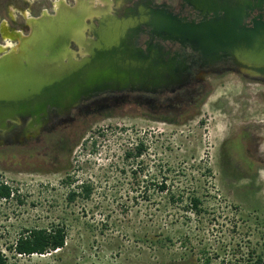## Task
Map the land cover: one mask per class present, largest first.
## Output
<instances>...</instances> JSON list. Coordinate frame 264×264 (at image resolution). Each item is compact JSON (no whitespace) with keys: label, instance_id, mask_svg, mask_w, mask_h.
Wrapping results in <instances>:
<instances>
[{"label":"rangeland","instance_id":"1","mask_svg":"<svg viewBox=\"0 0 264 264\" xmlns=\"http://www.w3.org/2000/svg\"><path fill=\"white\" fill-rule=\"evenodd\" d=\"M34 5L0 0V20ZM120 110L70 123L45 155L0 150V182L12 192L0 197V247L10 264H202L203 252L232 264L237 246L243 254L260 247L264 160L246 158L264 120L263 82L228 74L200 104L159 120ZM82 181L89 196L70 199ZM56 224L66 229L60 249L21 255L6 247L23 229Z\"/></svg>","mask_w":264,"mask_h":264},{"label":"flooded vegetation","instance_id":"2","mask_svg":"<svg viewBox=\"0 0 264 264\" xmlns=\"http://www.w3.org/2000/svg\"><path fill=\"white\" fill-rule=\"evenodd\" d=\"M82 1L96 9H103L117 19H134L135 23L125 29L126 43L137 55L147 56L150 53L154 55L157 66L155 78L128 81L121 90L99 87L89 92L88 96L84 91L78 100L71 103L52 104L48 100L44 109L36 113L10 114L11 110L17 111L18 108H13L8 98L5 100L0 96V106L5 110L3 112L0 109V150L30 148L34 151H43L45 155L53 148L54 136L67 135L70 123L90 115H114L118 109H124L119 111L120 114L129 113L134 118L142 120H159L168 113L181 114L183 110H178L180 104L197 106L206 92L221 83L228 74L264 83V78L244 74L234 56L226 49L204 51L201 45L185 34V30H191L192 26L213 18V11L207 8L212 0ZM34 2L30 14L18 11L8 20H0V57L13 52V58H16L31 51L28 46L24 49L26 44L22 42L31 34V19L42 14L54 16L59 6L72 7L76 4V0ZM257 3L259 6L255 7ZM250 4L252 8L247 9V16L242 19V25L246 24L248 27L253 26V19L264 22V0L261 2L250 0ZM147 14L150 15V21L143 17ZM100 20V16L92 20L95 28L100 27ZM167 27L173 28L174 32H166ZM86 36L97 38L93 31H87ZM51 45H47L45 51L40 52V56L45 60L46 69L52 67ZM69 49L77 61L85 56L84 47L74 41L70 42ZM63 61L66 62L67 58ZM23 62L25 64L26 60L23 59ZM164 63L173 65L172 76L159 73L158 67ZM171 108L176 110L168 112ZM262 121L263 123L258 124L259 130L251 133L253 149L250 157L248 156L251 159L246 158L249 164L264 160V155L260 154L262 150L258 147L260 145L264 147V128H261L264 126V120ZM63 148L65 147L61 146L62 150Z\"/></svg>","mask_w":264,"mask_h":264},{"label":"water","instance_id":"3","mask_svg":"<svg viewBox=\"0 0 264 264\" xmlns=\"http://www.w3.org/2000/svg\"><path fill=\"white\" fill-rule=\"evenodd\" d=\"M207 8L213 11V18L185 30V34L204 51L226 49L244 74L264 78V22L253 19V26L242 25L247 9L252 8L250 0H212ZM98 16L101 24L95 28L92 20ZM143 17L150 21V15ZM134 23L133 18L117 19L82 0H76L72 7L59 6L54 16L42 14L31 19V34L22 40L24 49L28 46L31 51L16 58L13 52L0 57V96L18 108L9 113H36L44 109L48 100L52 104L71 103L84 91L88 96L99 87L121 90L128 81L154 79V55H137L126 43L125 29ZM87 31H93L97 38L86 36ZM166 32L174 30L167 27ZM71 41L84 47L85 56L79 61L69 49ZM47 45L52 48L51 69H46L40 56ZM158 69L159 73L173 75L170 63ZM0 109L5 112L1 106Z\"/></svg>","mask_w":264,"mask_h":264},{"label":"trees","instance_id":"4","mask_svg":"<svg viewBox=\"0 0 264 264\" xmlns=\"http://www.w3.org/2000/svg\"><path fill=\"white\" fill-rule=\"evenodd\" d=\"M144 146L142 142H139L136 146L135 156L142 154ZM130 155V153H128ZM79 192L70 191L69 198L72 199L78 194H82L87 198L90 194V187L85 182H81L77 185ZM162 190L165 189V185L159 186ZM11 189L8 185L0 182V197L9 198ZM189 205L195 210L200 212L201 200L199 197L193 196L189 199ZM66 239V229L63 225H51L50 227H32L29 229H23L19 232L14 242L8 244L6 247L9 250H13L14 253L21 255L31 254H45L64 246ZM236 253L239 254L237 259H234L232 264H264V238L260 247L248 250L246 254L241 253L239 246L236 247ZM202 264H225V260L214 261L211 258H217L219 255L213 253V256H208L206 252H203ZM0 264H10L5 255L4 249L0 247ZM229 264V263H228Z\"/></svg>","mask_w":264,"mask_h":264}]
</instances>
